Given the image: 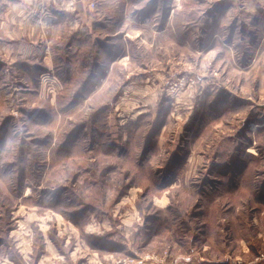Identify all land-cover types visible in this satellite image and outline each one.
Wrapping results in <instances>:
<instances>
[{"label": "rangeland", "instance_id": "rangeland-1", "mask_svg": "<svg viewBox=\"0 0 264 264\" xmlns=\"http://www.w3.org/2000/svg\"><path fill=\"white\" fill-rule=\"evenodd\" d=\"M79 2L42 55L0 47V250L86 207L115 264H264V0ZM70 31L93 44L57 76Z\"/></svg>", "mask_w": 264, "mask_h": 264}, {"label": "crops", "instance_id": "crops-1", "mask_svg": "<svg viewBox=\"0 0 264 264\" xmlns=\"http://www.w3.org/2000/svg\"><path fill=\"white\" fill-rule=\"evenodd\" d=\"M79 1L75 0L74 5V0H0V43L3 42L0 47L6 54H12L15 50L17 51L20 44L23 45L22 43L26 42V44L34 45L36 42L33 40H37L40 42L37 48L38 53L42 55L46 48L43 41L49 39L48 32L51 30V25L59 24L60 27V21L71 17L72 13L77 11ZM70 2H73V6H70ZM40 10L43 12V19L40 17ZM26 44L22 46V49L26 47ZM11 48L13 51H10ZM49 53L50 57L44 56V59L49 58L52 63L51 51ZM45 60H42L43 63ZM51 63L49 62V65ZM224 187L227 186L224 185ZM132 189L130 188L129 191ZM50 217L46 226L41 228L38 224L37 232L42 239V246L36 258L33 253L37 233L32 229V234L28 237V250L24 251L20 244L12 242L4 251L0 250V261H3L1 264H115L119 260L114 259L113 254L123 252L124 249H120L118 242L113 238L111 228L106 226L103 218L91 216L75 222L64 216ZM105 234L111 235V240L118 245L117 249L92 248L89 245L87 236H104ZM13 255L17 260L12 257ZM125 255L139 257L138 252L134 251ZM206 261L213 263V261ZM144 264L152 263L145 261Z\"/></svg>", "mask_w": 264, "mask_h": 264}, {"label": "trees", "instance_id": "trees-1", "mask_svg": "<svg viewBox=\"0 0 264 264\" xmlns=\"http://www.w3.org/2000/svg\"><path fill=\"white\" fill-rule=\"evenodd\" d=\"M64 37H65V40H64L63 44H58L56 46H53V52H54L53 61H54L55 71H56L57 76H68L67 72H69V66H70L69 61H72L75 58V56L73 54H71L70 51H69L71 46H76L77 48H79L78 56H79V58L83 59V57H85L86 52L88 53L89 43L93 44L91 38L89 39L87 34L80 35L77 32L70 31L68 34H65ZM58 49L60 50V53L57 54ZM84 64L85 65L88 64L86 58H85V63ZM33 69H35V68L33 67ZM74 94L76 96L72 100L73 103L75 102L76 99L81 98L80 97L81 95H78V97H77V94L76 93H74ZM72 98H73V96H72ZM143 117H148V114L143 115ZM94 125L96 127V124H94ZM143 129H145V127H142V126L138 127V125H137L134 128L133 135L135 134V130H136V132L140 136L141 135V131ZM77 131L78 130H75V131L71 132V135L75 134ZM125 131L127 132L126 133L127 136H129L131 134L127 130H125ZM71 135L68 136V138H67V142H66L67 147H68V144H69V140L68 139L71 137ZM145 138H146V135H145ZM118 141L119 142H121V141L124 142L123 137H122V133H120L118 135ZM127 141L129 142V138H127ZM126 143L124 142V144H126ZM135 158H136V155L134 154V161H135ZM142 159H143V157L141 158V160ZM178 161H179L178 154L177 153L173 154L172 155V159L170 160V162L168 164V167H169L170 171H172V169H173V164H175ZM131 187H132L131 184L125 185L126 189H125V191H123L121 193V195H119V198H121V196L127 190H129ZM252 188H254L253 184H252ZM252 191H255V189L252 190ZM262 191L264 192V185H262ZM171 209L172 208L168 206L167 208L163 209L165 211L161 210V211L158 212V214L156 216L148 217L147 219L150 220V224L151 225H154V226L161 225V226H164L165 228L168 229L169 224L172 225V223H173L172 218H170V214L172 212ZM60 212L66 218H68V219H70L72 221H75V222H78L82 218L87 217L86 215L88 213H92V214L94 213V215L96 216V213L92 212V208L87 209L86 207H81L79 210H72V211H68V210L62 209ZM185 214L186 213H180L178 218L179 219L180 218H184ZM176 222H178V221H176ZM211 222H212V220L209 219V224ZM209 231H211V228H209ZM139 235L142 236L143 235V231H141L139 233ZM35 237H36V239H35L36 246H35L34 253H33L34 258L37 257V254L39 253V251L41 249V246H42V239L40 237V234H38V232L35 235ZM5 240H6V236H5V239L2 240L1 242L4 243ZM87 241H88L89 245L92 248H100V249H108V250H114V249L118 248V245L111 240V235L110 234H105L104 236H87ZM12 257H15V255H13ZM15 259H16V257H15ZM208 263L209 262H205L204 264H208ZM215 263L216 262L209 263V264H215Z\"/></svg>", "mask_w": 264, "mask_h": 264}, {"label": "built area", "instance_id": "built-area-1", "mask_svg": "<svg viewBox=\"0 0 264 264\" xmlns=\"http://www.w3.org/2000/svg\"><path fill=\"white\" fill-rule=\"evenodd\" d=\"M70 6H73V2H70ZM116 264H132L131 262H129V260L127 261V260H125V262L124 263H122V262H120V261H118Z\"/></svg>", "mask_w": 264, "mask_h": 264}]
</instances>
